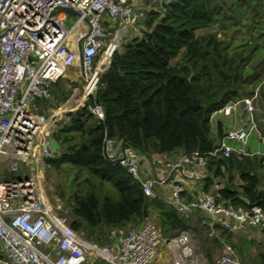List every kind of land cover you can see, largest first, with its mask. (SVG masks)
Segmentation results:
<instances>
[{
  "label": "built area",
  "instance_id": "built-area-1",
  "mask_svg": "<svg viewBox=\"0 0 264 264\" xmlns=\"http://www.w3.org/2000/svg\"><path fill=\"white\" fill-rule=\"evenodd\" d=\"M154 6H136L129 0H0V262L2 264H207L196 231L184 229L166 237L153 221L144 219L111 229V241L89 240L71 225L68 207L51 204L46 194L45 167L56 152L51 140L63 108L48 105L54 85L67 75L86 104L99 86L104 50L110 59L124 34H141L148 11L165 9L167 0ZM64 7L77 11L73 15ZM71 26L67 27V22ZM113 26L112 38L109 27ZM80 74L81 77L78 76ZM81 78V79H80ZM72 85V86H73ZM264 81L251 94L233 99L212 114L233 117L217 145L208 152L194 150L156 159L161 175L144 172L147 158L132 145L105 135L104 155L126 168L148 197H159L184 217H196L209 237L223 242L216 264H244L236 249L219 234V227L236 232L248 226H264V203L249 206L220 200L211 192L188 197L187 180L202 181L209 160L243 156L254 133L261 132L255 117L256 100L263 95ZM88 110L104 118L101 104ZM246 115V117H245ZM71 117V116H70ZM239 117V120H238ZM56 138V137H55ZM264 143V142H263ZM149 158V157H148ZM156 158V157H155ZM151 160V165L156 164ZM163 188H169L167 196ZM163 189V190H162ZM56 201H60L58 198ZM218 225V226H217Z\"/></svg>",
  "mask_w": 264,
  "mask_h": 264
},
{
  "label": "trees",
  "instance_id": "trees-1",
  "mask_svg": "<svg viewBox=\"0 0 264 264\" xmlns=\"http://www.w3.org/2000/svg\"><path fill=\"white\" fill-rule=\"evenodd\" d=\"M221 23L247 35L235 41L228 34L198 32ZM143 24L141 34L114 50L91 99L58 127L60 149L47 160L58 170L68 164L85 172L84 188L70 185L66 205L72 227L101 244L111 241L114 226L143 221L152 210L166 237L184 230V222L197 227L199 239L207 231L196 217H184L165 200L146 196L124 166L110 162L103 151L106 133L147 157L177 149L208 152L217 145L214 111L240 98L246 86L252 85L251 94L264 81V0H167L164 10L148 11ZM55 86L67 99L66 89L59 82ZM88 103L101 104L104 118L90 113ZM216 127L220 139L223 122ZM262 164V157L249 155L209 160L203 190L244 206L264 203ZM234 170L238 185L231 184ZM226 174L230 183L214 187V180ZM218 227L221 236L233 233ZM206 235L202 249L209 264H216L210 243L220 239Z\"/></svg>",
  "mask_w": 264,
  "mask_h": 264
},
{
  "label": "rangeland",
  "instance_id": "rangeland-1",
  "mask_svg": "<svg viewBox=\"0 0 264 264\" xmlns=\"http://www.w3.org/2000/svg\"><path fill=\"white\" fill-rule=\"evenodd\" d=\"M132 4L136 5V6H154L153 4V0H129ZM228 2H231V0H227ZM71 21L69 20L67 22V27L71 26ZM144 25V24H143ZM113 30L114 27L110 25L109 27V38H112L114 36L113 34ZM217 32L218 36H220L221 38H224L225 34H228V36H230L231 38H233L235 41L238 40L241 36L245 37L247 35L245 29H240L238 30L237 27L235 26H229L228 23H221V24H213L211 26H207L204 28H201L198 30L199 33H208V32ZM131 34H124L120 40L118 41V47L117 48H121L122 44L127 41L130 38ZM105 50V48H104ZM104 50L102 52H100L99 56L97 57V61H101L103 59V55H104ZM111 59V58H110ZM110 61V60H109ZM109 64V62H108ZM104 67V66H102ZM106 67H104L103 69H105ZM75 76L76 73L74 71H68L67 75L63 78L60 79L59 84L60 86H62V88H65L68 94L67 99L64 98L65 94L64 92H61L60 89L54 85V96L53 98L47 103V101H40V110L44 111L46 109V107L48 105H51L52 107H57V108H63L64 111L58 116L56 124L58 125V127L61 126L62 122L65 123L66 121L69 120L70 116L73 115L76 111L80 110L82 108V106H84V103H80L76 106L77 101L81 99L82 96V92H76L74 90L75 86H79L78 83H75L73 85V83L71 82V77L68 76ZM79 77L80 74H78ZM81 79V78H80ZM262 81V80H261ZM258 84H260V82ZM257 84V85H258ZM73 85V86H72ZM256 85V86H257ZM255 86V87H256ZM254 87V88H255ZM58 89V90H57ZM252 89V85L250 86H246L244 88V90H242V94L241 96H246L249 95V90ZM254 91V89H253ZM64 98V99H63ZM63 99V100H62ZM60 100H62L60 105H57L58 102H60ZM73 105V106H71ZM256 112H255V117L256 120L258 122V126L261 132V138L259 137L258 133H254L249 142L247 143V150L249 152H256L253 155H249V156H258V157H262L263 158V164L260 168L259 171V175L261 178V184L260 186L264 189V95H262L261 97H258V99L256 100ZM222 118L223 115L222 114H216L213 118H212V127H213V132L216 138V141H218L219 137L217 136V121L218 118ZM246 117V115H245ZM239 120V117H238ZM234 121L233 117H227L225 119V128L227 129L229 126H231ZM232 123V124H231ZM231 124V125H230ZM161 164V162H159ZM85 172H81V173H77V170L73 171L72 168H68V164H66L64 167H62L61 169H55L52 166H49L46 164L45 167V171H44V175H45V180H46V194L49 198V201L51 202V204H56L57 202H59V204H61L62 206L67 207V196H68V188L71 185V188H73L72 186L75 184L76 187H81L84 188L85 184L82 183L83 180L85 179ZM87 175V174H86ZM75 176H76V180H75ZM217 182L225 184L227 181L230 183V175L226 174V176L222 177V178H216ZM241 181L240 176L238 174V172L236 170L233 171V177L231 180V184L232 185H238V183ZM112 189V186H110ZM213 192V191H211ZM60 199V201H56L57 199ZM194 217V216H193ZM147 220L153 221L156 224L157 223V212L152 210L150 216L147 218ZM128 225V224H127ZM125 225L122 230L123 231H127L128 226ZM207 233V231H206ZM205 234L202 235L201 239H200V244L199 247H201V251L203 252L204 255L205 252L202 249V246L205 248V237L207 236ZM235 236V235H234ZM232 236H230V240L228 237L225 238V236L223 235V238L226 240V243H230L233 244L236 247V252L238 254L239 257H241V261L244 263V261H246V256L249 257V255H247L246 250L249 249L251 246H247L246 248H244L243 246V241L242 238L238 235L237 237V241L233 240V238H231ZM246 242L244 241V244ZM211 251H212V257L216 263V260L221 256L222 252H223V242L219 241V243L212 241L211 243ZM240 244V245H239ZM264 250V249H263ZM264 252V251H263ZM251 255V253H250ZM206 257V256H205ZM207 258V257H206ZM256 260H261L262 263L264 264V253L263 256L261 255V258L259 259V257L255 258ZM87 264H98L96 261L93 262V259H91L89 261V263ZM207 264H209V262H207Z\"/></svg>",
  "mask_w": 264,
  "mask_h": 264
},
{
  "label": "crops",
  "instance_id": "crops-1",
  "mask_svg": "<svg viewBox=\"0 0 264 264\" xmlns=\"http://www.w3.org/2000/svg\"><path fill=\"white\" fill-rule=\"evenodd\" d=\"M133 1H135V0H133ZM69 71H73V70L71 69ZM68 77H71L70 78L71 81H72V78H74L73 80L78 79L76 75L74 77L73 76H68ZM226 118L227 117L223 116L222 118L219 117L218 120H221L223 122V124L225 125L224 121ZM224 129H226L225 126H224ZM181 153H182V150L177 149V150H175L169 154H167V153L166 154H163V153L162 154H158V153L151 154L150 157L148 156L149 158L147 157L146 159L145 158L143 159L144 172L146 174H149L152 176L153 175L154 176L155 175H161L164 171V165L162 162H161V164L159 162H157L156 159H160V158H164V157H170L173 154H181ZM151 160H156V164H154V166L151 165ZM203 172H204V175L206 176L207 170H203ZM214 181H215L214 187L220 186V184L217 182V179H215ZM240 182L238 184H240ZM185 185H186V195L188 197H193L196 195H202L203 192H205L203 190V185H204L203 180L202 181L187 180L185 182ZM163 189L162 190L164 191V193L168 196L170 194V189L169 188H163ZM212 189H214V188L212 187ZM220 230L221 229L219 228V233L222 235ZM238 235L242 238V240H240V241H243L244 248H246L247 246H251L249 249L246 250V253H247V255H249V257L246 256V261H244V264H261L262 261L256 260L255 258L259 257V259H260L261 255L263 256V253H264L263 252L264 251L263 250L264 249V233L262 231V227L261 226H259V227L258 226H248L247 228H245L243 230L233 232L230 236H232L231 238H233L234 241L235 240L237 241ZM230 236L228 237L229 240H230ZM222 238H223V236H222ZM225 238H226V236H225ZM223 240L226 242V240L224 238H223ZM244 241L246 242L245 244H244ZM237 243H238V241H237ZM234 248L236 249L235 246H234ZM250 253H251V255H250ZM95 261L98 264H101V262L99 260H93V262H95ZM0 264H2V263L0 262Z\"/></svg>",
  "mask_w": 264,
  "mask_h": 264
},
{
  "label": "water",
  "instance_id": "water-1",
  "mask_svg": "<svg viewBox=\"0 0 264 264\" xmlns=\"http://www.w3.org/2000/svg\"><path fill=\"white\" fill-rule=\"evenodd\" d=\"M64 9L70 13V14H77V11L74 10L73 8L71 7H64ZM110 63V61H109ZM109 65V64H107ZM53 138L51 140V148L54 150V151H59L60 149V143L57 141V139L54 137V135L52 134ZM183 229H192L193 231H196L197 230V227L195 225H191V224H187V223H183Z\"/></svg>",
  "mask_w": 264,
  "mask_h": 264
},
{
  "label": "bare ground",
  "instance_id": "bare-ground-1",
  "mask_svg": "<svg viewBox=\"0 0 264 264\" xmlns=\"http://www.w3.org/2000/svg\"><path fill=\"white\" fill-rule=\"evenodd\" d=\"M109 58H108V56H107V54L105 53L104 55H103V59L99 62V64H100V66L102 67L103 66V64H108V62H109ZM72 76V75H71ZM81 100V99H80ZM80 100H78V101H80ZM77 101V102H78ZM71 106H73V105H71Z\"/></svg>",
  "mask_w": 264,
  "mask_h": 264
}]
</instances>
